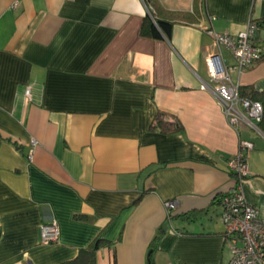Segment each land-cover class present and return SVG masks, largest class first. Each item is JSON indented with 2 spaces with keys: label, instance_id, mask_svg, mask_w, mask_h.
I'll use <instances>...</instances> for the list:
<instances>
[{
  "label": "crops",
  "instance_id": "1",
  "mask_svg": "<svg viewBox=\"0 0 264 264\" xmlns=\"http://www.w3.org/2000/svg\"><path fill=\"white\" fill-rule=\"evenodd\" d=\"M151 2L0 0V264L69 263L96 240V264H229L219 200L241 140L264 219V130L235 131L205 87L209 32L262 21L264 48V0ZM153 10L169 39L141 36ZM230 75L264 105V60ZM158 113L178 130L162 133ZM50 222L57 241L43 244Z\"/></svg>",
  "mask_w": 264,
  "mask_h": 264
},
{
  "label": "built area",
  "instance_id": "2",
  "mask_svg": "<svg viewBox=\"0 0 264 264\" xmlns=\"http://www.w3.org/2000/svg\"><path fill=\"white\" fill-rule=\"evenodd\" d=\"M256 32V22L251 20L245 29L236 35L209 32L219 53L206 59L210 84L205 87L215 96L230 127L235 131L243 125L259 129L258 124L264 118V105L241 97L239 84L232 81L230 75L232 70L240 73L264 57V49L255 42ZM222 50L231 55L233 67L226 65ZM24 94L28 100L31 99L30 88H27ZM251 150L253 144L241 140L236 154L227 160V168L235 177V183L233 189L219 200L224 238L231 254L229 264H264V219L259 216L257 209L247 202L244 193V184L249 176L248 155ZM177 206V200L165 202L168 219ZM57 237L55 222L41 226V243H54Z\"/></svg>",
  "mask_w": 264,
  "mask_h": 264
},
{
  "label": "trees",
  "instance_id": "3",
  "mask_svg": "<svg viewBox=\"0 0 264 264\" xmlns=\"http://www.w3.org/2000/svg\"><path fill=\"white\" fill-rule=\"evenodd\" d=\"M144 2L147 6V9L155 5L153 4V2H151V0H144ZM153 11L150 14L146 15L142 21L141 29H140L141 36L150 39H162V38L169 39L171 36L173 22L168 21L167 19L160 18V16H158L157 13L155 12L156 8L155 11L154 12ZM173 17H178V16H173ZM254 22H256L257 32H258L259 28L262 26V21L260 22L254 21ZM261 60H264V57H262ZM246 90L247 89L241 91L240 89L239 94L241 97L251 101H257V102L261 101L260 93L254 91H246ZM155 123H156L155 126L158 127L159 130L164 134L174 133L175 131L178 130L177 124L168 123L164 121V115L161 113H158L156 115ZM258 126L261 130H264V118H262ZM101 243L102 240H96L95 243L91 244L88 248L81 250L76 260L65 264H96L95 254L98 248L100 247Z\"/></svg>",
  "mask_w": 264,
  "mask_h": 264
},
{
  "label": "bare ground",
  "instance_id": "4",
  "mask_svg": "<svg viewBox=\"0 0 264 264\" xmlns=\"http://www.w3.org/2000/svg\"><path fill=\"white\" fill-rule=\"evenodd\" d=\"M147 11H148V9H147Z\"/></svg>",
  "mask_w": 264,
  "mask_h": 264
},
{
  "label": "flooded vegetation",
  "instance_id": "5",
  "mask_svg": "<svg viewBox=\"0 0 264 264\" xmlns=\"http://www.w3.org/2000/svg\"><path fill=\"white\" fill-rule=\"evenodd\" d=\"M150 13V12H149Z\"/></svg>",
  "mask_w": 264,
  "mask_h": 264
}]
</instances>
